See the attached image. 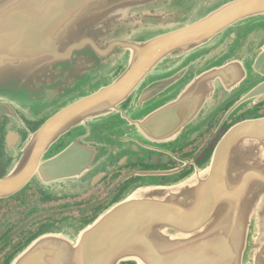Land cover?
<instances>
[{"label": "water", "instance_id": "water-1", "mask_svg": "<svg viewBox=\"0 0 264 264\" xmlns=\"http://www.w3.org/2000/svg\"><path fill=\"white\" fill-rule=\"evenodd\" d=\"M262 102L264 0H0V197L143 167L7 264H264Z\"/></svg>", "mask_w": 264, "mask_h": 264}, {"label": "flooded vegetation", "instance_id": "flooded-vegetation-1", "mask_svg": "<svg viewBox=\"0 0 264 264\" xmlns=\"http://www.w3.org/2000/svg\"><path fill=\"white\" fill-rule=\"evenodd\" d=\"M264 107V102L258 108ZM223 111L214 119L210 130L196 142L183 148L176 154L182 160L195 159L196 162L205 157L209 149L225 131V126L218 128ZM3 122V120H1ZM30 129L34 122L25 119ZM0 128V142H1ZM56 146V145H55ZM54 147V146H53ZM56 147L54 152H56ZM177 160L162 166L169 168L179 166ZM190 167L184 169L187 171ZM143 169L141 165L123 167L109 173L91 188L79 195H65L57 188L36 185L18 188L0 197V264H7L11 256L33 236L50 225H55L64 218L72 217L80 221H88L98 215L124 186L123 178L135 171ZM2 154L0 151V176L3 174Z\"/></svg>", "mask_w": 264, "mask_h": 264}]
</instances>
